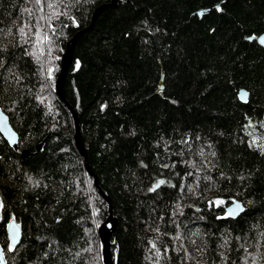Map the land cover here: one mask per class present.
Instances as JSON below:
<instances>
[{
	"label": "trees",
	"instance_id": "trees-1",
	"mask_svg": "<svg viewBox=\"0 0 264 264\" xmlns=\"http://www.w3.org/2000/svg\"><path fill=\"white\" fill-rule=\"evenodd\" d=\"M108 2L0 0V108L19 136L15 151L0 133L7 264H103L108 203L55 81ZM263 33L264 0H119L78 41L64 93L118 220L115 264H264ZM236 199L237 218L217 203Z\"/></svg>",
	"mask_w": 264,
	"mask_h": 264
},
{
	"label": "water",
	"instance_id": "water-1",
	"mask_svg": "<svg viewBox=\"0 0 264 264\" xmlns=\"http://www.w3.org/2000/svg\"><path fill=\"white\" fill-rule=\"evenodd\" d=\"M119 0H110V2L102 4L98 6L91 17L90 24L78 31L67 43L66 50L62 55L61 58V67L59 74L57 76V79L55 81V94L58 97V99L64 103V105L68 108L70 111L73 122H74V144L75 148L80 154V156L84 159V166L86 172L94 178L95 185L99 189L100 193L104 196L108 203L109 207V215L106 221H104L99 227H98V236L101 243V249H102V260L103 264H115L113 259V253H112V236L115 233L118 225V220L113 215V206L110 202V199L106 194L102 191L99 185V179L98 177L93 173L90 164L88 155L85 151L84 144L82 141V133H81V127L79 123V118L77 115L76 110L67 102L65 98L64 88H65V82L68 75V72L72 66L73 59H74V53L75 48L78 43V41L89 31H92L95 27L96 21L99 18V16L104 13L105 11L114 8L118 5ZM264 39V33L257 36V37H251L249 38L250 41H256L260 46L264 48V43L261 42V40ZM247 93V97L243 98V94ZM239 98L242 102H247L249 100V93L245 89H241L239 92ZM0 133L2 136L6 139V141L10 144V146L15 150L19 151V136L16 132L14 126L12 125L9 116L0 108ZM40 150V146H38V151ZM23 157H27L29 153L27 151L21 152ZM191 207V206H190ZM242 207L244 211V204L240 200H233L232 203H230L229 206L225 207L226 213L230 217L237 218L239 217L243 211H239V208ZM195 210L199 211V208L193 207ZM16 220H12L9 222L7 226V233L11 242V246L13 248L18 247L22 240V229L19 225L17 228ZM13 238H15V242H13ZM0 252H3V260H0V264H7L4 250L2 246L0 245Z\"/></svg>",
	"mask_w": 264,
	"mask_h": 264
},
{
	"label": "snow or ice",
	"instance_id": "snow-or-ice-1",
	"mask_svg": "<svg viewBox=\"0 0 264 264\" xmlns=\"http://www.w3.org/2000/svg\"><path fill=\"white\" fill-rule=\"evenodd\" d=\"M37 3H39V0H37ZM219 10V9H217ZM21 31H23V29H21ZM262 43H264V39L261 40ZM79 67V62H77V68ZM247 97V93L243 94V98ZM262 148H264V145L261 146ZM166 181L164 180H159L152 188L149 189V191H155L156 189H158L161 185L165 184ZM211 203V202H210ZM0 207H3L2 203H0ZM239 211H243V208L240 207ZM229 215H231V213H229ZM19 227V225H17V228ZM13 242H15V238H13ZM153 247H155V245H153ZM9 251L12 250V247L9 246ZM0 260H3V252H0Z\"/></svg>",
	"mask_w": 264,
	"mask_h": 264
},
{
	"label": "rangeland",
	"instance_id": "rangeland-1",
	"mask_svg": "<svg viewBox=\"0 0 264 264\" xmlns=\"http://www.w3.org/2000/svg\"><path fill=\"white\" fill-rule=\"evenodd\" d=\"M217 203H218V205H222V206H224V207H227V206L230 205V204H226L225 201H221V200H219Z\"/></svg>",
	"mask_w": 264,
	"mask_h": 264
}]
</instances>
